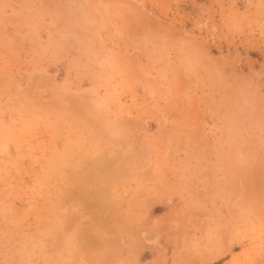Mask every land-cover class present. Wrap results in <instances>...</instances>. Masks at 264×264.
<instances>
[{"label":"rangeland","instance_id":"obj_1","mask_svg":"<svg viewBox=\"0 0 264 264\" xmlns=\"http://www.w3.org/2000/svg\"><path fill=\"white\" fill-rule=\"evenodd\" d=\"M0 264H264V0H0Z\"/></svg>","mask_w":264,"mask_h":264}]
</instances>
